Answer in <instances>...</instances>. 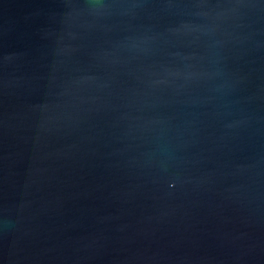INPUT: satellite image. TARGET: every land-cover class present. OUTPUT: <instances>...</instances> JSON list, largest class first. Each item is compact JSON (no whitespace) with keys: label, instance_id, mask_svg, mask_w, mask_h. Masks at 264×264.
I'll return each mask as SVG.
<instances>
[{"label":"water","instance_id":"95a60500","mask_svg":"<svg viewBox=\"0 0 264 264\" xmlns=\"http://www.w3.org/2000/svg\"><path fill=\"white\" fill-rule=\"evenodd\" d=\"M0 264H264V0H0Z\"/></svg>","mask_w":264,"mask_h":264}]
</instances>
